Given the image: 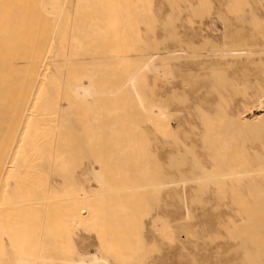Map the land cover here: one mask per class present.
Listing matches in <instances>:
<instances>
[{"label": "rangeland", "instance_id": "374dc122", "mask_svg": "<svg viewBox=\"0 0 264 264\" xmlns=\"http://www.w3.org/2000/svg\"><path fill=\"white\" fill-rule=\"evenodd\" d=\"M70 1L67 3L70 13L73 12L70 23L77 27V36L73 38L72 32L68 35L65 51L55 42L58 53L44 60L37 80V99L28 98L29 111L35 110V114L32 113L26 121L31 126L24 125L16 133L15 150H24L23 155L17 156V161L13 162L16 165L12 166L20 172L19 177L4 180L10 199L20 200L19 192L28 188L54 197L53 202L47 201L53 206L66 204L64 197L70 194H77L83 205L102 203L110 206L111 199L100 200L98 195L87 199L80 197V194L92 190L89 186H99L91 179L98 168L103 180L130 176L150 184L163 180V170L170 163H179L183 159L180 167L184 165L188 169L194 165L200 170L213 166V155H218L220 166L229 164L233 169L255 171L248 177L224 182L218 187L207 179L203 180L208 183L196 180L183 185L146 187L140 197L134 199L135 206L140 208L135 221L115 238L112 236L119 242L117 249L122 263L191 264L192 259L194 264H249L248 257L253 255V264H264V236L261 243L257 241L253 252L247 245L240 246L244 237L242 230L232 235L226 224H218L225 234L221 235L217 230V223L221 220H227L235 227L240 223L253 226L260 234L264 230V219L245 215L247 210L255 207L264 209V115L261 120L236 122L239 111H244L247 119L260 115L256 103L264 101V52L255 51L264 48V0H222L220 3L224 5L221 16L239 17L232 19L239 29L224 34L220 24L212 23L211 34L216 41L224 37L241 40L245 55L232 65L207 67L209 73L216 74L205 81L206 85L217 87L221 93L216 95L215 118L200 125L194 116H187L184 111L191 102L189 88L193 83L188 72L185 73L188 84L178 85L173 93H169L172 82L165 84L164 89L152 67L147 68L140 74L134 91L117 97L89 99L84 104L68 95L64 86L70 82H86L89 77L93 86L107 90L113 82L124 80L122 73H132L149 57H158L166 36L177 34L180 40L191 38L192 31L198 30L199 22L215 11L219 3L208 2L212 10L208 13H204L201 7L191 12L189 0H180L175 5L173 0L98 3L104 6L102 11L109 13L111 25L106 34L91 23L95 15L91 8L96 2ZM82 6L83 10L80 9ZM228 7L232 12H227ZM107 46L116 48L114 53L121 52L120 63H113L108 54L101 52ZM205 47L200 45L197 51L203 54ZM175 82L178 83L179 79ZM162 89L171 108L180 110L177 114L181 120L177 126L173 117L169 123L172 131H166L163 137L155 128L153 116L142 109V106L154 104L164 93ZM208 93V90L204 92L206 97ZM39 101H50L52 108L40 106ZM145 117L149 119L145 120ZM206 137L211 139V144L202 150ZM170 152L177 154L171 155ZM177 178V175L171 177L173 180ZM112 199H115L113 206H123L120 197ZM20 208L18 213L22 214V220L11 227L12 233L0 225V264L12 263L21 248L27 252L29 239L35 237V233L37 246L43 245L42 230L28 217L32 216L29 214L32 208ZM187 212L188 217L182 219ZM152 215L167 218L171 225L188 222L197 231L209 225L214 228L210 231L214 232L200 240L203 241L200 242L202 249L183 242L172 244L164 237L151 238L142 246H133L131 241L122 244L146 231L147 218ZM5 231L18 243L16 247H12ZM72 238L70 235L71 242ZM180 239L183 241V233H180Z\"/></svg>", "mask_w": 264, "mask_h": 264}, {"label": "bare ground", "instance_id": "6f19581e", "mask_svg": "<svg viewBox=\"0 0 264 264\" xmlns=\"http://www.w3.org/2000/svg\"><path fill=\"white\" fill-rule=\"evenodd\" d=\"M78 1H93L97 3L91 8V12L95 13L94 17L91 18L93 21L91 23H94L92 26L94 25L95 29L107 34L111 25L109 13L102 11L104 6L98 5V3L122 0ZM179 1L173 0V4L175 5ZM189 1L191 3L189 5L191 12L201 7V9L204 8V13L212 11L208 7V2L219 3L215 11L209 13L206 18L199 22L198 30L192 31L191 38L180 40L177 34L166 36V41L159 48L161 52L158 57H149L146 62L132 73H122L123 78L125 77L124 80L113 82L105 91L93 86L92 80H89L91 78L88 77L86 82L65 83V92L74 96L82 104L88 103L89 99L94 100L101 96L117 97L124 92L130 93L134 91L137 80L143 70L152 67V72L159 78L164 89L165 84L172 82L169 93H173L178 85L188 84L185 75L188 72L191 74L190 77L193 83L189 88L191 102L184 111L187 116H194L199 125L215 118L216 95L221 92L217 87L206 85L205 81L216 74L209 73L207 67L235 64L244 58L245 48H241V40L233 41L228 37H224L222 40L216 41L211 34L210 25L218 23L222 26L224 34L232 33L239 29L238 24L233 22L232 19L239 17L221 16V8L224 6L220 4L223 2L222 0ZM68 2L71 1L0 0V225L12 233L11 227L19 224L22 220V214L18 213L20 212V207L27 210L32 208L29 213L32 216H28L30 217L29 220L30 222L34 221L37 225L36 227H40L43 236V245L38 247L35 233V237L32 236L29 239L30 246L29 249L27 248V252L23 251L22 248L21 251L17 250L19 255L9 264H125L122 263L121 253L117 249L119 242L114 238L117 233L124 231L135 221L140 208L135 206L136 202L134 199L140 197V192L146 187L176 183L183 185L188 181L203 179H207L208 182L218 187L224 182H235L242 177H248L255 171L253 169H233L230 168L231 165L229 164L220 166L218 155H213V166L203 167L200 170L198 166L194 165L189 166L188 169H185L184 165L180 167L183 159L179 160V163H170L163 170L165 172L163 180L150 184L137 181L130 176L103 180L101 177L102 171L98 168V171L93 174L94 176L91 179L93 178L99 183V186H89L92 190L80 194V197L87 199L91 198L92 195H98L100 200L111 199L112 205L110 206L102 203H97V206L80 204L77 194H73V196L71 194L66 195L64 197L67 201L66 204L53 206L52 203L47 201L53 202L54 197L28 188L19 192L20 200L10 199L9 191L4 188V186L6 187L4 180L13 176L19 177L20 172L12 166L16 165H13V162L17 161L15 160L17 156L21 157L23 155L24 150H15L16 133L18 134L24 128V125L29 123L26 121H29V117L33 115L32 113L35 114V110L29 111L31 104L28 102V98L36 97L38 92L37 80L41 75L44 60L49 55L58 53L56 52L55 42L57 41L60 48L65 51L69 43L67 41L68 35L72 32L73 38L76 39L77 36V27L70 23L73 12L70 13ZM83 8L84 6L80 9L83 10ZM227 12H232L229 7ZM200 45L206 46L203 54L197 51L200 49ZM115 49L107 46L101 49V52L108 54L112 58L113 63H120L123 55L120 51L114 53L117 50ZM255 51H259L262 54L264 48ZM179 52H185V54H178ZM176 79H179L178 83L175 82ZM206 90L209 92L207 97L204 94ZM161 92H164L163 89ZM182 99L184 101V98ZM46 102L48 103L39 101V104L51 109L50 101ZM256 104L260 115H252L250 120V118L247 119L244 111L241 113L239 111L236 115V122L261 120L264 115V101L259 100ZM142 109L153 116L155 128L160 132L161 137L166 134V131H172L169 123L173 117L176 118L177 126L181 124L177 114L180 110L171 108L170 103L168 104L166 101L165 92L160 94L154 104L142 106ZM144 119H149V117ZM30 126L28 124V127ZM200 140L202 141V138ZM210 144L211 139L206 137L203 140L202 150ZM170 154L176 155L177 153L170 152ZM7 164H10V166ZM15 172L16 174L14 175ZM175 175L179 176V178L176 180L171 179ZM208 182L206 181L205 183ZM113 197H120L122 199L121 204L125 205V207L113 206L115 205ZM62 200L60 199V201ZM185 204L187 205V203ZM35 209L36 211H32ZM245 215L247 218L259 217L263 220L264 209L255 207L247 210ZM186 217H188V212L182 219L184 218L185 220ZM229 218L235 219L233 216ZM147 222L146 231L138 234L139 236L137 235V237L128 238L122 244L131 241L133 246H142L147 241L149 242L151 238L164 237L172 244L183 242L190 244L192 248L199 247L202 249L203 246L200 242L203 241L200 240L206 239L214 232L213 230L210 231L214 228L209 225H205L199 231L190 226L188 222H179L177 225H171L170 220L157 215L149 216ZM250 222L248 221V223ZM218 224H226L232 235L242 230L244 237L240 246L247 245L249 251L256 249L257 241L261 243L264 236V230L260 234L253 226H245L244 223H240L238 227H235L236 225L229 223L227 220H221ZM217 230H219V234H225L223 230L221 231L219 225ZM5 232L7 239L14 248L15 244L17 245L18 243L11 239L12 236L9 232ZM180 233H183V241L180 239ZM70 235L71 237L73 236V242H71ZM28 254L29 257L26 256ZM252 259L253 255H250L248 257L249 264H253ZM190 263L194 264L192 259H190Z\"/></svg>", "mask_w": 264, "mask_h": 264}]
</instances>
